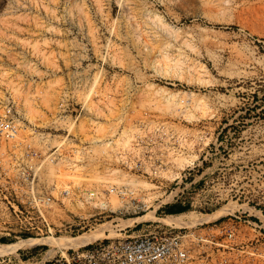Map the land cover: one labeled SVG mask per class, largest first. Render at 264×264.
Here are the masks:
<instances>
[{"label":"rangeland","instance_id":"374dc122","mask_svg":"<svg viewBox=\"0 0 264 264\" xmlns=\"http://www.w3.org/2000/svg\"><path fill=\"white\" fill-rule=\"evenodd\" d=\"M170 65L184 77L167 75ZM162 88L195 118L168 111ZM8 102L28 122V111L44 114L38 124L62 102L67 115L78 109L61 133L84 140H132L143 119L162 123L145 131L156 170L137 179L153 185L136 188L145 212L125 219L175 191L158 216L182 202L200 216L236 202L259 210L264 225V0H0V104ZM180 155L193 163L181 168Z\"/></svg>","mask_w":264,"mask_h":264},{"label":"built area","instance_id":"2783aa9c","mask_svg":"<svg viewBox=\"0 0 264 264\" xmlns=\"http://www.w3.org/2000/svg\"><path fill=\"white\" fill-rule=\"evenodd\" d=\"M68 111L62 102L50 125L41 127L28 122L18 104H0V243L73 235L114 215L145 212L144 204L135 203L138 187L130 181L155 174L148 150L152 133L145 131L164 125L143 119L124 148L115 143L118 138L64 136L58 121L71 122L78 109ZM78 175L84 177L78 181ZM114 199L121 209H113ZM236 213L195 227L142 221L117 238L65 253L48 254L47 245L23 247L1 256L0 264H264V243L258 244L264 240L263 222Z\"/></svg>","mask_w":264,"mask_h":264},{"label":"bare ground","instance_id":"6f19581e","mask_svg":"<svg viewBox=\"0 0 264 264\" xmlns=\"http://www.w3.org/2000/svg\"><path fill=\"white\" fill-rule=\"evenodd\" d=\"M183 44H188V42L183 41ZM174 64H176V62ZM158 70H160V69H158ZM160 71H158V72H160ZM180 71L181 70H178V68H176V65H175V67H172L170 65V68L168 70H166L165 73L167 75H170V76L183 78L184 76H183L182 71H184V70H182L181 72ZM155 92H156V90H155ZM156 93L161 94L162 99L165 102L166 109L168 111L173 112V113L176 112L179 115L185 116L186 118H189V119L195 118V116L192 114V110L189 109L188 107L185 108L186 104H185V106L183 105V103H185V100L182 98H179V95L177 96L176 94H172L169 91L167 92L163 88L158 90ZM189 102L190 103L187 104V106L190 105L193 107L194 102L193 101H189ZM151 105H153V104H151ZM197 105H199V104L197 103ZM197 105L195 104L194 108L199 109L201 111L203 107H200V106L198 107ZM202 113L204 115L207 112L202 110ZM29 114H31V115H29ZM38 115L42 116V118H40V119L44 118V114L42 115L41 112L38 113L37 111L32 109V111H28L27 118L31 124L36 122L35 124H37L38 126L50 125V121L46 118L44 119L43 123L40 122L38 124V121H40L36 118V116L38 117ZM57 124H59L58 126H60V127L67 126L70 130L75 126V125L73 126L72 122L65 123V122L60 121V120L58 121ZM79 127H81V125ZM80 130H81V128H80ZM97 131H98V129H97ZM131 136L132 135L128 136L127 138L121 137V139L120 138L117 139L115 141V143L117 144L118 147H124L125 148V147L129 146V143L131 141ZM94 137H95L94 135H91V138L94 139ZM106 145H108V144H106ZM97 152L99 153V151H97ZM189 157L190 156L186 157V156L180 155L177 158V164L181 168H183L186 164H192L194 157H190V158ZM177 175H179V173L176 175L174 174V176H176V177H177ZM83 177H84V175H78L77 177H75V179L79 181ZM94 178H97V176H94ZM130 183L134 187L142 186L145 189L146 188L149 189L150 187L152 188V186H153L151 183L146 182L144 180L134 179V180L130 181ZM176 195H177V193L175 191L170 193L162 202H159L160 204H157L154 209H152L149 213H146L145 215L133 217V218H127V219L122 218L118 224H114V221L112 220L115 218L114 217L111 219V221H107L106 223L100 224L94 230L86 231V232L79 234L77 236H47V237L45 236L42 238L22 239L21 241L12 242V243H0V257L7 254V253H15L23 247L34 246V245H47V246H49L50 249L48 251V254H55L57 252H64L65 253V251L68 249L79 248L81 246L87 245V244L95 242L97 240L117 238L121 235L120 231H122L125 227H129V226L134 225L135 223L147 221V220L159 221V222H162L164 224H172V225H175L177 227H195L198 224L215 221V220H218V219L225 217L227 215H233L236 212H242V213L248 212L251 216H255L258 219L263 218L261 215V212L259 210H255L254 208L249 207L246 204H238L236 202L227 203V204L223 205L222 207H220L219 209H217L216 211H214L212 213H208V214H202L201 216L197 215L194 212L181 213V214L175 215V216L171 215V214L167 215L165 217L158 216L156 214V211L161 206V204H163L164 202H167V203L172 202ZM112 207L114 210L121 209L122 208V202L117 200V199H114L112 201ZM116 218H121V217H116Z\"/></svg>","mask_w":264,"mask_h":264},{"label":"trees","instance_id":"16d2710c","mask_svg":"<svg viewBox=\"0 0 264 264\" xmlns=\"http://www.w3.org/2000/svg\"><path fill=\"white\" fill-rule=\"evenodd\" d=\"M191 210V203H177L173 205H169L166 207L167 214H181L184 212H188ZM2 242H6L5 240H2Z\"/></svg>","mask_w":264,"mask_h":264},{"label":"crops","instance_id":"0c3cea01","mask_svg":"<svg viewBox=\"0 0 264 264\" xmlns=\"http://www.w3.org/2000/svg\"><path fill=\"white\" fill-rule=\"evenodd\" d=\"M182 204H183V202H182Z\"/></svg>","mask_w":264,"mask_h":264}]
</instances>
